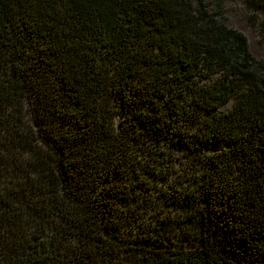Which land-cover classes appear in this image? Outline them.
Instances as JSON below:
<instances>
[{
	"label": "trees",
	"instance_id": "trees-1",
	"mask_svg": "<svg viewBox=\"0 0 264 264\" xmlns=\"http://www.w3.org/2000/svg\"><path fill=\"white\" fill-rule=\"evenodd\" d=\"M223 8L0 0V264H264V60Z\"/></svg>",
	"mask_w": 264,
	"mask_h": 264
},
{
	"label": "rangeland",
	"instance_id": "rangeland-1",
	"mask_svg": "<svg viewBox=\"0 0 264 264\" xmlns=\"http://www.w3.org/2000/svg\"><path fill=\"white\" fill-rule=\"evenodd\" d=\"M211 0H205L206 3H210ZM210 9V6L208 7ZM224 17L225 24L228 27H232L240 31L246 36L248 49L250 54L255 59L264 60V41L261 38L259 30L256 26L252 25L247 19L246 7L242 0H224ZM213 78H218L214 75ZM212 79V78H211ZM232 101H228L219 106V111H226L231 108ZM124 109L119 108L115 117L116 123L119 124L120 120L124 116ZM229 145V142L224 139L213 138L203 148V151L210 153L218 151Z\"/></svg>",
	"mask_w": 264,
	"mask_h": 264
}]
</instances>
